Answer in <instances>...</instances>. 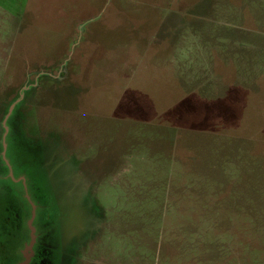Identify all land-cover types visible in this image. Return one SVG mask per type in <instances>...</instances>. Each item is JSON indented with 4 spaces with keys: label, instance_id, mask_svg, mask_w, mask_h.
<instances>
[{
    "label": "rangeland",
    "instance_id": "rangeland-1",
    "mask_svg": "<svg viewBox=\"0 0 264 264\" xmlns=\"http://www.w3.org/2000/svg\"><path fill=\"white\" fill-rule=\"evenodd\" d=\"M26 196L31 264H264V0H0V264Z\"/></svg>",
    "mask_w": 264,
    "mask_h": 264
},
{
    "label": "water",
    "instance_id": "water-1",
    "mask_svg": "<svg viewBox=\"0 0 264 264\" xmlns=\"http://www.w3.org/2000/svg\"><path fill=\"white\" fill-rule=\"evenodd\" d=\"M12 108L13 107H11L10 109H9V112H8V115L11 113V111H12ZM7 115V116H8ZM6 120H7V117H6V119H5V121L3 122V124L4 123H6ZM4 128H5V133H4V135H3V155H5V150H6V145H5V137H6V133H7V128H6V126H5V124H4ZM3 159H4V161H5V163L7 164V161H6V159H5V156H3ZM9 170H10V168H9ZM9 175L11 176V172L9 171ZM27 197V196H26ZM27 200L30 202V200H29V198L27 197ZM31 203V202H30ZM31 207H32V211H31V218H30V220L28 221V227H29V230H30V244L26 247V249H25V251H24V261L23 262H20L19 264H28L29 263V260H30V257H29V255H28V252L29 251H31L32 250V247H33V245H34V242H35V229H34V227L32 226V223H33V220H34V218H35V206L31 203Z\"/></svg>",
    "mask_w": 264,
    "mask_h": 264
},
{
    "label": "flooded vegetation",
    "instance_id": "flooded-vegetation-1",
    "mask_svg": "<svg viewBox=\"0 0 264 264\" xmlns=\"http://www.w3.org/2000/svg\"><path fill=\"white\" fill-rule=\"evenodd\" d=\"M33 248H34V245H33V247H32V251H29L28 253H30L31 255H30V260H29V263L28 264H31L32 263V261L34 260L33 258H32V256L34 257L35 256V253H34V251H33ZM23 255V254H22Z\"/></svg>",
    "mask_w": 264,
    "mask_h": 264
}]
</instances>
